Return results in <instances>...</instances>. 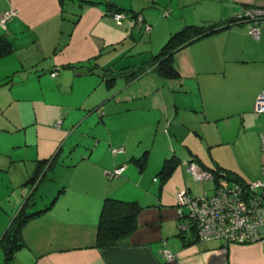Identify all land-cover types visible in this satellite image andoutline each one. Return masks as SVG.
Returning <instances> with one entry per match:
<instances>
[{"label": "crops", "instance_id": "1", "mask_svg": "<svg viewBox=\"0 0 264 264\" xmlns=\"http://www.w3.org/2000/svg\"><path fill=\"white\" fill-rule=\"evenodd\" d=\"M116 9L125 15L119 26L109 14ZM246 9L264 12V0H0V16L15 12L0 25L12 48L0 58V237L25 202L28 214L39 212L21 228L12 264H264L260 245L180 234L174 198L209 195L184 173L189 162L240 184L264 172V113L255 111L264 19L252 39L249 24L234 21ZM222 23L229 25L173 53L178 79L140 71L183 26ZM143 35L140 54L150 58L119 65L126 42L136 50ZM172 157L176 166L162 179ZM45 161L51 166L30 186ZM105 199L140 210L127 239L96 248Z\"/></svg>", "mask_w": 264, "mask_h": 264}, {"label": "built area", "instance_id": "2", "mask_svg": "<svg viewBox=\"0 0 264 264\" xmlns=\"http://www.w3.org/2000/svg\"><path fill=\"white\" fill-rule=\"evenodd\" d=\"M14 15L11 10L4 12L0 16V25L3 26ZM263 15L262 11L246 9L236 19L248 23L247 35L257 40L260 36L257 20ZM124 17L120 13L111 15L118 26ZM255 111L264 113V93L257 96ZM111 153L120 154L121 149ZM121 170L115 169L109 176H119ZM183 170L196 184L212 183L213 190L211 196L193 197L186 191L176 194L178 232L183 234L193 230L196 242H217L223 247L257 244L264 253V172L257 180L240 184L229 180L224 173L203 170L193 162L186 163ZM162 255L166 259L171 258L166 250Z\"/></svg>", "mask_w": 264, "mask_h": 264}, {"label": "trees", "instance_id": "3", "mask_svg": "<svg viewBox=\"0 0 264 264\" xmlns=\"http://www.w3.org/2000/svg\"><path fill=\"white\" fill-rule=\"evenodd\" d=\"M63 1V0H60ZM82 1V0H81ZM107 1V0H104ZM255 10V9H254ZM121 13L120 10H113L109 14L113 15ZM123 14V13H122ZM125 16V15H124ZM259 18L257 22L264 19ZM236 22H242L234 19ZM229 24H212L208 26H193L186 25L176 32L172 33L166 42L163 44L157 55L150 58L141 70H153L154 73L164 80H176L178 74L172 64V55L175 51L184 45H187L197 39L216 34L228 27ZM12 52L10 43L3 37L0 38V58L9 55ZM139 71H136L133 75L137 76ZM177 160L172 157L166 160L160 171L159 175L162 179H165L176 166ZM48 165L49 161H45L38 166L37 175L29 180V185L34 186L38 183L42 176L38 177V174L44 166ZM215 172L217 171H210ZM29 202V201H27ZM25 202L18 213L12 218L8 228L4 231L0 237V249L3 254V264H12L14 253L22 248L23 243L21 241L20 230L23 225L34 216L39 213L28 214L26 208L28 207ZM140 210V207L135 202H123L113 199H105L102 202L98 220L96 224L95 233V247L96 248H112L117 246L123 240L127 239L135 229V219ZM192 238L195 240L193 230L190 231Z\"/></svg>", "mask_w": 264, "mask_h": 264}, {"label": "rangeland", "instance_id": "4", "mask_svg": "<svg viewBox=\"0 0 264 264\" xmlns=\"http://www.w3.org/2000/svg\"><path fill=\"white\" fill-rule=\"evenodd\" d=\"M119 0H115V2H118ZM121 3V2H120ZM112 20V19H111ZM114 23V22H113ZM141 37V36H140ZM143 38H142V40H137V49L135 50L133 47L135 46H133L132 47V43H130L129 41H127L126 42V44H125V46L124 47H126V48H128V49H130V50H125L124 49V55H123V59H121L120 61H118V62H120L119 63V65L120 64H123V62H125V63H127V64H135L136 65V67L135 68H137V67H141L142 65V63L143 62H145L146 60H148L149 58H150V53H144V54H140L141 52H143V51H146L147 52V50H145L146 48H145V46L144 45H147L148 44V38H146L144 35L142 36ZM139 37H137V39H138ZM166 41V40H165ZM164 41V42H165ZM163 42V43H164ZM139 43V44H138ZM163 43L161 44V45H159V47L157 48V49H155L152 53H151V55H154V54H157L158 52H159V50H160V48H161V46L163 45ZM140 47H142V48H140ZM144 47V48H143ZM137 54V55H136ZM119 65H117L118 67H119ZM118 68L116 67V69L115 70H117ZM98 73H100V72H98ZM153 74L155 75V73L153 72ZM51 77H54V74H52L51 75ZM154 77V76H153ZM33 88L34 87H27L26 89L28 90V91H32L33 90ZM15 89V87H13V89H12V91ZM74 95H76V91L74 92ZM1 97V96H0ZM70 102V101H69ZM54 125H60V120H56L54 123H53ZM166 128V127H165ZM162 141H160V140H157V142L156 143H158V144H160ZM148 143H149V141H148ZM182 165V164H181ZM181 168L183 169V165L181 166ZM189 179H190V177H189V175L187 176ZM191 180V179H190ZM191 182H192V180H191ZM192 183H194V182H192ZM198 187V189L200 190V192L202 191V190H206V192H207V194H209L208 196H211L212 195V190H213V184L212 183H198V185H197ZM176 197V194L174 195V198ZM195 197H199V196H195ZM175 203H176V198H175Z\"/></svg>", "mask_w": 264, "mask_h": 264}, {"label": "water", "instance_id": "5", "mask_svg": "<svg viewBox=\"0 0 264 264\" xmlns=\"http://www.w3.org/2000/svg\"><path fill=\"white\" fill-rule=\"evenodd\" d=\"M98 74H101V73H98Z\"/></svg>", "mask_w": 264, "mask_h": 264}]
</instances>
